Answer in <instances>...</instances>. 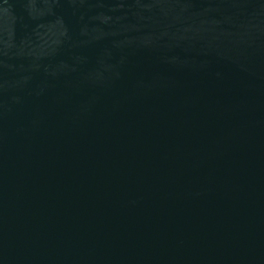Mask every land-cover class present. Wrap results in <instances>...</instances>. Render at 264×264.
Returning <instances> with one entry per match:
<instances>
[{
  "label": "water",
  "instance_id": "95a60500",
  "mask_svg": "<svg viewBox=\"0 0 264 264\" xmlns=\"http://www.w3.org/2000/svg\"><path fill=\"white\" fill-rule=\"evenodd\" d=\"M0 264H264V0H0Z\"/></svg>",
  "mask_w": 264,
  "mask_h": 264
}]
</instances>
